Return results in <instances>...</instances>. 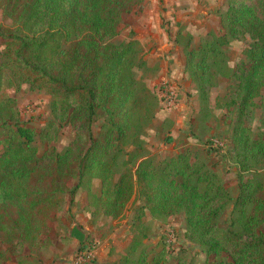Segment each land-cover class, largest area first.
Masks as SVG:
<instances>
[{"label":"trees","instance_id":"trees-1","mask_svg":"<svg viewBox=\"0 0 264 264\" xmlns=\"http://www.w3.org/2000/svg\"><path fill=\"white\" fill-rule=\"evenodd\" d=\"M257 1L264 7V0ZM0 4L14 28L7 30L0 50V235L7 243H35L40 233L53 228L65 195L72 198L85 185L96 211L111 219L119 217L134 196L144 201L142 216L144 211L164 217L183 213L188 240L207 256L228 253L232 264H264V186L240 181L232 222L221 231L218 219L231 198L217 175L203 164L190 163L188 154L161 164L142 156L141 124L150 120L157 99L136 78L135 73L146 68L138 43L111 42L121 15L128 12L127 0ZM221 25V36L204 40L197 49L190 40L184 46L185 72L205 101L207 88L225 66L223 48L249 37L237 77L232 152L240 170L251 172L264 160V139L254 138L243 120L264 88V17L242 3L230 4ZM23 85L49 94L53 116L76 127V137L64 152L51 148L44 157L37 156L36 133L21 122L15 101L6 93ZM98 113L103 123L93 138L91 125ZM44 133L38 135L42 141L47 140ZM129 143L133 150L125 153ZM123 155L128 156L125 170L114 183L113 169ZM93 180L100 182L96 193ZM0 264L19 263L0 247Z\"/></svg>","mask_w":264,"mask_h":264},{"label":"rangeland","instance_id":"rangeland-1","mask_svg":"<svg viewBox=\"0 0 264 264\" xmlns=\"http://www.w3.org/2000/svg\"><path fill=\"white\" fill-rule=\"evenodd\" d=\"M127 2L128 12L121 15L117 36L111 42L116 45L131 40L138 43L146 68L136 72V78L157 99L150 120L141 124L138 138L142 156L161 164L188 154L190 163L203 164L217 175L231 198L220 214L218 228L228 230L240 181H250L255 188L264 186V160L254 165L251 172H244L237 166L232 152V134L239 109L237 77L245 62L250 39L244 36L223 48L225 66L207 88L205 101L200 99L195 82L185 72L183 48L189 40L197 49L204 40L221 36L224 33L221 17L230 4L242 3L261 19L264 7L257 0ZM13 29L11 20L0 8V50L7 42V30ZM138 30L145 35L148 33L142 41H139ZM160 41L171 47L167 54H173L177 64L161 56L156 58L158 62L151 60L154 53L161 51L156 46L164 45ZM6 93L15 101L21 122L36 133L34 146L39 158L47 155L51 148L62 153L71 146L76 127L53 116L49 94L31 91L26 85L8 89ZM167 97L171 99L167 101ZM102 123L103 117L98 113L91 125L93 138H97ZM243 127L254 138L264 139V88L254 105L247 109ZM42 131H45V141L38 136ZM132 150L130 143L123 148L125 153ZM126 160L127 155L117 160L113 169L114 183L124 172ZM76 183L77 180L70 186ZM91 184L92 191L98 192L100 182L93 180ZM84 186L72 198L65 195L53 228L40 233L35 243L13 240L9 244L2 233L0 247L19 264H140L139 259H145L147 264H232L228 253L207 256L202 247L188 240L183 213L164 217L144 211L142 216L139 209L144 206V201L133 196L120 216L111 219L102 211H96ZM131 251L132 254L127 256Z\"/></svg>","mask_w":264,"mask_h":264},{"label":"crops","instance_id":"crops-1","mask_svg":"<svg viewBox=\"0 0 264 264\" xmlns=\"http://www.w3.org/2000/svg\"><path fill=\"white\" fill-rule=\"evenodd\" d=\"M138 32H139V30H138ZM148 32V31H147ZM140 33V35H139V41H142L143 40V38H144V36H146L147 37V34L148 33H146V35H145V33L144 34H142L141 32H139ZM157 34V33H156ZM149 36V35H148ZM158 39V38H157ZM160 43L161 44H164L163 43V41H160ZM159 50H161L160 51V53H154L153 54V56H152V61L153 62H158V60L159 59H156V58H159L160 56H161V58H164V59H166L167 61L168 60H174V63L175 64H177V62H176V60L174 59V57H172L173 56V54H167L168 53V51L171 49V47H169V45H166V44H164V45H158V46H156ZM155 49V48H154ZM154 49L152 50V51H154ZM177 50V49H176ZM166 52L165 54H163V52ZM165 55V56H164ZM168 56H171V59H169V57ZM154 57V58H153ZM170 62V61H169ZM161 64H163V61H162V59H161ZM173 69V67H171L170 68V70H172ZM173 72H176V71H173Z\"/></svg>","mask_w":264,"mask_h":264},{"label":"built area","instance_id":"built-area-1","mask_svg":"<svg viewBox=\"0 0 264 264\" xmlns=\"http://www.w3.org/2000/svg\"><path fill=\"white\" fill-rule=\"evenodd\" d=\"M170 99H171V97H167V101L170 100Z\"/></svg>","mask_w":264,"mask_h":264}]
</instances>
